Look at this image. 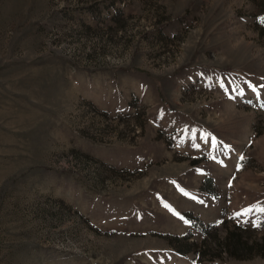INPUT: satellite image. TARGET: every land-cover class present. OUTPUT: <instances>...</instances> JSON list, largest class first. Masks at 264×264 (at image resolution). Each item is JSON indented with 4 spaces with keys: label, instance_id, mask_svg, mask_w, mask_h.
<instances>
[{
    "label": "rangeland",
    "instance_id": "374dc122",
    "mask_svg": "<svg viewBox=\"0 0 264 264\" xmlns=\"http://www.w3.org/2000/svg\"><path fill=\"white\" fill-rule=\"evenodd\" d=\"M262 17L264 0H0V264H264L171 244L264 232Z\"/></svg>",
    "mask_w": 264,
    "mask_h": 264
},
{
    "label": "trees",
    "instance_id": "16d2710c",
    "mask_svg": "<svg viewBox=\"0 0 264 264\" xmlns=\"http://www.w3.org/2000/svg\"><path fill=\"white\" fill-rule=\"evenodd\" d=\"M211 180L208 179L207 182ZM221 225V224H220ZM215 228L217 225H210ZM246 228L235 226L233 228L224 229L222 237H210L208 228L200 230V241H190L191 233L188 232L180 237H175L176 242H172V249L179 255H186L189 252L195 253L197 258L207 254L210 260L221 259L227 257L234 260H247L253 257H263L264 251V232L256 242L248 240L244 234ZM210 246L214 247V253L209 252ZM250 253V254H248ZM247 254V255H246Z\"/></svg>",
    "mask_w": 264,
    "mask_h": 264
},
{
    "label": "snow or ice",
    "instance_id": "6c2138e0",
    "mask_svg": "<svg viewBox=\"0 0 264 264\" xmlns=\"http://www.w3.org/2000/svg\"><path fill=\"white\" fill-rule=\"evenodd\" d=\"M261 22H264V17L261 18ZM258 210L261 211V212H264V208H260V209H258ZM245 211H246V212H250L251 209H247V210H245ZM237 215H240V214L238 213Z\"/></svg>",
    "mask_w": 264,
    "mask_h": 264
}]
</instances>
